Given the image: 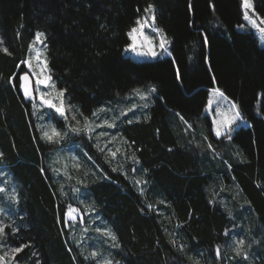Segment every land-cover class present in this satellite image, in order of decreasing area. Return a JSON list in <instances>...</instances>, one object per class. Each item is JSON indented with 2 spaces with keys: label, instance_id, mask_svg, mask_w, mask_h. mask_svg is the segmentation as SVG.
<instances>
[{
  "label": "trees",
  "instance_id": "trees-1",
  "mask_svg": "<svg viewBox=\"0 0 264 264\" xmlns=\"http://www.w3.org/2000/svg\"><path fill=\"white\" fill-rule=\"evenodd\" d=\"M149 6L172 39L171 55L152 61L125 54ZM247 23L243 0H0V170L15 185L0 193L11 215L0 243L29 245L14 264H264V46ZM37 33L79 123L24 95ZM148 85L153 105L124 100L121 123L120 99ZM213 87L248 123L232 140L205 113ZM98 120L115 127L97 133Z\"/></svg>",
  "mask_w": 264,
  "mask_h": 264
},
{
  "label": "rangeland",
  "instance_id": "rangeland-1",
  "mask_svg": "<svg viewBox=\"0 0 264 264\" xmlns=\"http://www.w3.org/2000/svg\"><path fill=\"white\" fill-rule=\"evenodd\" d=\"M251 4H252V8L248 9V15L254 19L256 21V23L260 26V27H264V23H261L262 20H264V16H259L256 9H255V4H254V1L253 0H250ZM153 9L155 8V6H151ZM155 11V9H154ZM243 11L245 12V9L243 7ZM152 13H148L147 12V15L144 16L148 18V21H149V25L151 26H145L144 29H143V34L147 37H149L152 42H153V50L156 51L157 55L155 57L151 56V55H142L141 53L142 52H147L148 51V48H147V45L145 44L143 47H141V41L143 39V37L139 36L138 34V39H137V48L135 51L132 50V48L130 47V45H128L125 49V54L127 56H130V57H133V58H137V59H140V60H148V61H152V60H156V59H163L167 56H170L171 55V48H172V39L165 33L163 32L162 30V33L165 35L168 43L166 44V48H167V52H165L164 50L160 49L159 47V39H160V33L158 32H154L153 29L156 28V25L155 23L152 24V21H151V15ZM143 18V19H144ZM143 19L141 21H143ZM247 21V20H246ZM249 27L253 28V30L255 31L258 39H259V43L264 46V36H262V34L259 32L258 28H254L250 23L249 21H247ZM137 26H135L134 28H137ZM42 39V43L40 42H37L36 41V36L31 44V47H30V52H29V55H28V59L25 61V62H30L31 63V67L28 66V63H25V67H26V72H22L21 75H24V74H28L30 76H32L33 80H34V83L32 85V97L30 98V100L33 101V104L35 105V110L36 112L38 113H42V110H52L54 111L59 117L61 118H66V119H73V116H75V121L79 122L81 121L80 120V116L77 114V111L74 110L73 106L71 104H69V102H67V98L65 97V93L62 89H59L56 87L55 85V89H53L52 87H50L51 84H54V82L52 80H50L48 82V84H40L38 85L36 83V81L38 79H44V76L45 75H48L49 76V71H48V66L47 68L45 69V71L43 73H41V68H43L44 66V63L46 62L47 64V54H46V48H45V43H44V36L41 38ZM40 49L41 52H42V55L39 59V61L36 59L35 57V51L33 49ZM150 87H152V85H148V86H143V87H138L134 90H140L142 93H148L147 95V99L146 100H142L143 101V105L140 107V111L142 110H145L147 109L149 106L153 105L154 103V95H156V91L155 92H151L149 93V89ZM212 89V88H211ZM132 91V93H130L129 95H127L124 99H120L122 100V102L120 103V106H119V109L121 111V114L123 116V119L121 121V123H126V116H128L129 113H132V110L131 109H128V108H124L123 107V104L125 103L124 100H136V98H138V100H141L140 99V96L137 95L135 93V91ZM60 91H63L64 95H63V101H64V108H65V113H64V116H61L60 113H57L55 111V109L53 108H50L47 104H44L41 100V93H45V99H52L54 103H57V106H59V101L57 99V93L60 92ZM224 97H226L224 95ZM209 100H212L213 103L211 105V108H209ZM234 102L229 99L228 97H226V99H222V98H219V97H215L212 95L211 93V90L209 92V97H208V102H207V105L205 107V113L210 117V120L212 122V128H213V132L215 133L216 131V124L213 122L214 120H219L221 119L220 115L218 114V111L217 109H219V112H222V113H225V114H228L230 115L231 112H230V109H231V105L233 104ZM147 105V107H145L144 105ZM235 104V103H234ZM134 109V108H133ZM138 107L135 108V111H138ZM138 112L136 113L135 115L139 116L141 114V112ZM38 116H40L39 114H37ZM241 117V115H240ZM100 119V118H99ZM132 119L131 118H128L127 119V122L131 121ZM99 121V120H98ZM108 120H104V122ZM103 122V126L107 127L108 128V124H105ZM50 123V122H49ZM98 124H93L95 128H98L97 129V133H99L100 131L103 132V130L101 128H103V126H101V122L99 121ZM112 123V122H110ZM116 123H119V122H116ZM247 121H245L242 117L240 119H238L234 124L231 125V128H232V131H231V140H232V137L234 136V133L236 132V130L238 128H240L241 126H245L247 125ZM114 125V124H113ZM98 126V127H97ZM55 127V126H53ZM92 127V128H93ZM115 125L113 127H110V128H114ZM52 128V126H51ZM48 129V131L51 130ZM190 128V127H189ZM191 129V128H190ZM58 131V129H56ZM47 131V130H45ZM113 138H116V135L113 136ZM111 141V140H110ZM112 142V141H111ZM114 144L111 143L108 147H109V151H112V153H115V156L118 155V149L114 150ZM0 173L2 175V179H3V182L2 180L0 181V187H3L5 188V182L6 181H9V183H11L13 186H12V190L15 189V185H14V182H11L10 181V174L8 173L7 170L5 171H2V169L0 170ZM6 191H7V188H5ZM0 209H2V211H0V222H2L3 225H9V223H11V215L9 214V212L7 211V208L3 205L0 204ZM75 209H78L77 207H75ZM79 210V209H78ZM80 212L79 211L78 213H74V215H76V219L80 217ZM72 220V219H71ZM235 236V241L237 242L238 240H243V237H244V234H241V235H237V233L234 234ZM12 248H16V247H12V246H4V244L0 243V257H3L4 259L3 260H0V264H14L12 262V253H11V249ZM219 249V256L221 255V253L223 252V248H217ZM216 254H217V250H216ZM17 264V263H16ZM101 264V263H100Z\"/></svg>",
  "mask_w": 264,
  "mask_h": 264
},
{
  "label": "snow or ice",
  "instance_id": "snow-or-ice-1",
  "mask_svg": "<svg viewBox=\"0 0 264 264\" xmlns=\"http://www.w3.org/2000/svg\"><path fill=\"white\" fill-rule=\"evenodd\" d=\"M243 7L245 9L244 19L249 21V23L254 28H258L259 32L262 34V36H264V27H260L256 23V21L254 19H252L248 15V11L247 10L252 8V4H251L250 0H243ZM146 11L148 13H153V15L151 16V21H152V24H154L155 23L154 9L151 6H149L146 9ZM261 23H264V20H262ZM137 24H138V27L137 28H133L131 30V32L128 33L129 37L132 40V44L130 45V47L132 48L133 51L136 50V48H137V39H138V34H139V36L143 37V39L141 41V47H143L146 44L147 48H148L147 52H142L141 54L142 55H151V56L155 57L157 55V53H156V51L153 50V42H152V40L149 37H147V36H145L143 34L144 27L145 26H151V25H149L148 18L145 17L143 19V21H137ZM155 31L160 33V39H159V47H160V49H162L165 52H167L166 44L168 43V41H167L165 35L159 29H155ZM43 36H44V33H37L36 34V41L42 43L43 41H42L41 38ZM33 50L35 51L36 59L39 61V59H40V57L42 55L41 50L40 49H35V48ZM4 51L7 52V49L5 48ZM25 63H28L29 67L32 66L30 62H25ZM46 68H47V64L45 62L43 68H41V73H43ZM176 72H177V77L179 78V69L178 68L176 69ZM21 79L23 81L21 87L23 88L24 95L31 98L33 93H32V87H31L29 75L28 74H24ZM50 80H51V76L45 75L44 79H38L36 81V83L38 85H40V84H48V82ZM50 87L55 89V84H51ZM134 91H135V93L137 95L140 96L141 100H146L147 99L148 93H142L140 90H134ZM155 91H156L155 86L150 87L149 93L155 92ZM211 93L215 97L226 99V97H224V93L218 87H213L211 89ZM45 95H46L45 93H41L42 102L44 104H47L50 108L55 109V111L57 113H60L61 116H64L65 108H64V101H63V95H64L63 91H60V92L57 93V99L59 101V106H57V103H54L52 99H45ZM212 103H213V101L209 100V108H211ZM144 106L147 107L146 104ZM133 107H135V106H133ZM217 111H218V114L220 115L221 119L213 121L216 124L215 135H216L217 138H219L221 136H224L228 140H231V134H230L231 131H232L231 125L234 124L238 119L241 118L238 106L236 104H234V103L231 105V109H230L231 114L230 115L222 113V112H219V109H217ZM93 115H96V113H93ZM73 119H75V116H73ZM181 119H183V117H181ZM129 122H131V121H129ZM86 123H88L87 119H86ZM104 123L108 124L107 121H105ZM113 126L114 125H112V124H108V127H113ZM189 127H191V125H189ZM79 130L80 129H78V128H74L73 129V131H79ZM101 135H104V134L101 133ZM57 137H61V133L59 131H57L55 127H52L50 131H44L43 132V138L47 139L50 142H52L54 140V138H57ZM207 147H208V149H210L213 152H215V150L213 149L211 143H209ZM112 155L115 156V153H112ZM2 157H3V153H0V158H2ZM135 183L139 184V183H141V181H135ZM145 183H146V181H145ZM5 191H6L5 188L0 187V193L5 192ZM141 192H143V189H141ZM149 207H151V205H149ZM0 211H2V209H0ZM78 212H79L78 209L69 207L67 215H68V217L70 219L75 220L76 219V215H74V213H78ZM5 227H7V226L3 225L2 222H0V236L5 235ZM96 231L100 232L101 229H96ZM103 234L106 235V236H109L113 241L116 240L115 235L112 234L110 231H105ZM173 243H175V242L173 241ZM244 243H245L244 240H238L237 241L238 247L236 248V252H237L238 255H240L242 253ZM28 246L29 245H23L22 247L12 248L11 249L12 258L15 259V254L23 251V248L24 247H28ZM180 249H181V251L183 250V246L182 245L180 246ZM217 255H219V249H217ZM97 256H98V253L93 251V252H91L89 254V257H86V259H88V258H96ZM245 258H246V255H245ZM3 259H4L3 257H0V260H3ZM101 264H112V261L110 259H104V260H102ZM197 264H198V262H197Z\"/></svg>",
  "mask_w": 264,
  "mask_h": 264
},
{
  "label": "bare ground",
  "instance_id": "bare-ground-1",
  "mask_svg": "<svg viewBox=\"0 0 264 264\" xmlns=\"http://www.w3.org/2000/svg\"><path fill=\"white\" fill-rule=\"evenodd\" d=\"M29 76H30V75H29ZM30 80H31V87H32V85H33V83H34V80H33L32 76H30Z\"/></svg>",
  "mask_w": 264,
  "mask_h": 264
},
{
  "label": "water",
  "instance_id": "water-1",
  "mask_svg": "<svg viewBox=\"0 0 264 264\" xmlns=\"http://www.w3.org/2000/svg\"><path fill=\"white\" fill-rule=\"evenodd\" d=\"M22 78V77H21ZM29 78H30V76H29ZM22 80V79H21ZM22 83H23V81H22ZM30 83H31V80H30Z\"/></svg>",
  "mask_w": 264,
  "mask_h": 264
}]
</instances>
